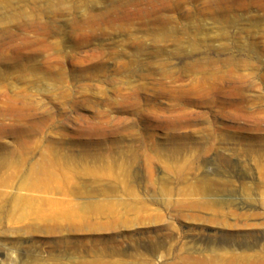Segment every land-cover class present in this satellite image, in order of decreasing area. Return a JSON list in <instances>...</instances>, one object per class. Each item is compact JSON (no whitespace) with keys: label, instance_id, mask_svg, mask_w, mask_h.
<instances>
[{"label":"rangeland","instance_id":"374dc122","mask_svg":"<svg viewBox=\"0 0 264 264\" xmlns=\"http://www.w3.org/2000/svg\"><path fill=\"white\" fill-rule=\"evenodd\" d=\"M263 263L264 0H0V264Z\"/></svg>","mask_w":264,"mask_h":264},{"label":"bare ground","instance_id":"6f19581e","mask_svg":"<svg viewBox=\"0 0 264 264\" xmlns=\"http://www.w3.org/2000/svg\"><path fill=\"white\" fill-rule=\"evenodd\" d=\"M9 2H10V0H8ZM6 2V1H5ZM232 258V257H231ZM236 258V256H233V258L232 259H235ZM236 260V259H235ZM264 264V263H263Z\"/></svg>","mask_w":264,"mask_h":264}]
</instances>
